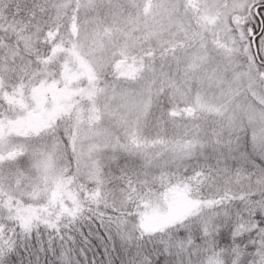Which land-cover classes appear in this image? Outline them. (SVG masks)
Here are the masks:
<instances>
[{
	"label": "snow or ice",
	"instance_id": "snow-or-ice-1",
	"mask_svg": "<svg viewBox=\"0 0 264 264\" xmlns=\"http://www.w3.org/2000/svg\"><path fill=\"white\" fill-rule=\"evenodd\" d=\"M0 264H264V0H0Z\"/></svg>",
	"mask_w": 264,
	"mask_h": 264
},
{
	"label": "trees",
	"instance_id": "trees-1",
	"mask_svg": "<svg viewBox=\"0 0 264 264\" xmlns=\"http://www.w3.org/2000/svg\"><path fill=\"white\" fill-rule=\"evenodd\" d=\"M85 231H87V229H85Z\"/></svg>",
	"mask_w": 264,
	"mask_h": 264
}]
</instances>
